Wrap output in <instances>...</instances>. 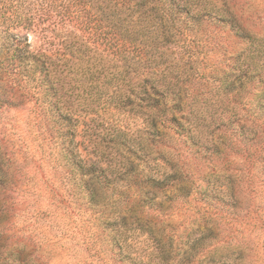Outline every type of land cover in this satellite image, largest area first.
Segmentation results:
<instances>
[{
  "label": "rangeland",
  "instance_id": "obj_1",
  "mask_svg": "<svg viewBox=\"0 0 264 264\" xmlns=\"http://www.w3.org/2000/svg\"><path fill=\"white\" fill-rule=\"evenodd\" d=\"M229 3L241 37L203 20L157 50L49 33L79 151L110 181L95 207L69 137L45 144L43 88L0 80V263L264 264V0Z\"/></svg>",
  "mask_w": 264,
  "mask_h": 264
},
{
  "label": "trees",
  "instance_id": "obj_2",
  "mask_svg": "<svg viewBox=\"0 0 264 264\" xmlns=\"http://www.w3.org/2000/svg\"><path fill=\"white\" fill-rule=\"evenodd\" d=\"M219 2L218 5L216 0H0V80L8 75L27 83L36 82L43 88L47 106L42 112L45 117L48 114L55 117V124L60 122L56 132H47L45 144L69 137L66 158L80 170L76 184L88 191L92 207L97 206L102 189L110 181L103 170L89 163L79 151L78 121L67 112L58 96L57 71L51 60L60 56V51H54L59 50L53 43L57 36L49 33L69 27L83 38L82 45L86 43L93 50L164 48L174 33L180 34L182 26L188 29L185 27L188 21L227 23L237 36H243L233 5L229 0ZM29 34L36 38L33 44L28 42ZM239 76L250 77L252 72L240 71ZM67 125L70 129H66Z\"/></svg>",
  "mask_w": 264,
  "mask_h": 264
}]
</instances>
